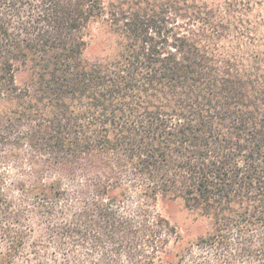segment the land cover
<instances>
[{
  "label": "trees",
  "instance_id": "trees-1",
  "mask_svg": "<svg viewBox=\"0 0 264 264\" xmlns=\"http://www.w3.org/2000/svg\"><path fill=\"white\" fill-rule=\"evenodd\" d=\"M147 8L0 0V156L28 146L35 180L16 202L0 179V264H264V6ZM98 21L116 52L89 60ZM28 197L29 242L2 220Z\"/></svg>",
  "mask_w": 264,
  "mask_h": 264
},
{
  "label": "rangeland",
  "instance_id": "rangeland-1",
  "mask_svg": "<svg viewBox=\"0 0 264 264\" xmlns=\"http://www.w3.org/2000/svg\"><path fill=\"white\" fill-rule=\"evenodd\" d=\"M105 5H109L110 3L116 5H122L125 8L134 10L138 8H150L152 4L159 2L160 0H102ZM164 1V0H161ZM202 2H207L209 4H223L226 2H230L232 0H201ZM247 1V0H246ZM256 3L259 7L264 6V0H251ZM148 9V8H147ZM84 37L87 41V49L85 51V58L89 60H94L99 57H103L105 55H111L116 52V36L112 34V31L107 24V21H98L93 22L89 25V27L84 32ZM28 73L23 71L18 72L17 81L18 84L23 85L27 81ZM29 149L28 146L23 147L20 151V156H18V150L13 147L12 144L2 148V153L0 156V179H2L4 183V187L7 193L13 194L14 199L18 202L19 199H22L18 189L21 187L20 185L32 186L35 181L31 176L32 168H33V159L28 154ZM32 197H28L25 205L22 206L24 208V213L22 214L23 226H19V221L17 220V216H15V212L19 207H17L18 203H15L12 206L10 211V215L5 216L2 220L8 225L12 227L13 230L17 231V229H25L27 242L32 239V233L37 229L35 226V218L33 216L32 208H29L27 204L32 203L30 201ZM157 210L167 218L172 225H174L179 233L186 235L189 231H194V219H196L195 215L189 212L183 204L182 200H160L157 205ZM6 218V219H5ZM3 222V223H4ZM4 227V226H3ZM3 227H0V247H6L8 242L6 243L4 239H2V230Z\"/></svg>",
  "mask_w": 264,
  "mask_h": 264
}]
</instances>
